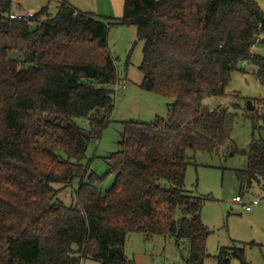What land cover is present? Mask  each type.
Wrapping results in <instances>:
<instances>
[{
	"label": "trees",
	"instance_id": "16d2710c",
	"mask_svg": "<svg viewBox=\"0 0 264 264\" xmlns=\"http://www.w3.org/2000/svg\"><path fill=\"white\" fill-rule=\"evenodd\" d=\"M12 4L0 0V264H134L124 253L134 231L186 244L184 264L208 257L249 264L235 244L207 254L204 197L185 192L184 176L188 148L239 152L246 156L235 169L240 195L264 186V138L234 147L235 112L203 102L225 95L231 72L245 73L244 64L264 85V54L254 49L264 45V9L255 0H123L120 17L101 19L60 0L54 15L43 7L10 19ZM41 14L47 16L38 20ZM112 25L135 26L140 87L170 103L165 118L123 122L118 149L97 175L86 150L114 109ZM249 111L260 117L254 105ZM74 118L87 119L89 128ZM75 180V202L66 204L53 184L62 191Z\"/></svg>",
	"mask_w": 264,
	"mask_h": 264
},
{
	"label": "rangeland",
	"instance_id": "374dc122",
	"mask_svg": "<svg viewBox=\"0 0 264 264\" xmlns=\"http://www.w3.org/2000/svg\"><path fill=\"white\" fill-rule=\"evenodd\" d=\"M13 12H23L32 9L38 12L45 7L49 15L56 14L60 0H12ZM82 12H91L101 19L120 17L123 0H66ZM47 14H41L38 20ZM107 47L115 60L118 84L114 94V109L109 122L102 128L98 137H93L87 145L86 157L90 159V168L97 175H102L108 169L103 158L118 149L125 121L139 120L151 122L156 116H167L170 100L140 87L142 73L139 65L142 61V41L137 39L135 26L112 25L108 30ZM254 48V47H253ZM255 51L264 54V45H256ZM11 55H17L16 52ZM246 72L233 70L225 95L211 96L204 99V104L210 108L227 107L235 112L234 122L229 134V142L238 149H246L252 136L264 138V85L255 76L256 68L246 65ZM252 99L260 117L253 118L247 109V102ZM247 100V102L245 101ZM255 101V102H254ZM239 107L233 110V103ZM73 121L85 129L89 128L88 120L74 118ZM253 125L256 128L253 130ZM189 164L184 176V190L187 194L204 197L200 209L202 222L211 232L205 240L207 254L213 256L221 246L244 248V254L249 264H264V203L255 206L254 213L241 210L238 203L232 202L233 195L239 194V183L235 177V169L242 168L246 156L235 153L194 151L187 149ZM109 177L103 182V187L111 183ZM77 180L71 186L63 187L53 184L59 191L57 196L66 204L75 202L74 189ZM264 194V186L254 185L242 193L243 201ZM208 196V197H207ZM262 206V207H261ZM234 240V241H233ZM253 240V241H251ZM124 253L134 264H184L188 254V246L176 245L174 237H154L146 240L141 232H130L124 243ZM82 264H99L93 259H85ZM203 264H217L216 259L208 257ZM230 264H240L232 258Z\"/></svg>",
	"mask_w": 264,
	"mask_h": 264
},
{
	"label": "built area",
	"instance_id": "2783aa9c",
	"mask_svg": "<svg viewBox=\"0 0 264 264\" xmlns=\"http://www.w3.org/2000/svg\"><path fill=\"white\" fill-rule=\"evenodd\" d=\"M34 14H35L34 10L28 9V10H25L23 12L10 11L8 13V16L10 19H22V18L32 17V16H34ZM119 83H120V81H117V83L115 84V86H114L115 90H116ZM231 200H232V202L240 204L241 207L245 211H250V210H252V208L254 206H257L261 203H264V197H254L251 200L244 202L243 197L240 194L233 195Z\"/></svg>",
	"mask_w": 264,
	"mask_h": 264
},
{
	"label": "crops",
	"instance_id": "0c3cea01",
	"mask_svg": "<svg viewBox=\"0 0 264 264\" xmlns=\"http://www.w3.org/2000/svg\"><path fill=\"white\" fill-rule=\"evenodd\" d=\"M258 4H259V6L262 8V9H264V0H255ZM240 194V193H239ZM259 197H264V194H261V195H259ZM240 205V204H239ZM258 206V205H257ZM240 207H241V205H240ZM255 207V206H254ZM253 207V208H254ZM262 207V206H261ZM252 208V210H250V211H245L242 207H241V210L242 211H244V212H247V213H251V215H252V213H254V209ZM260 211H264V208H260L257 212H260ZM251 241H253V240H251ZM260 244V245H264V240H262V239H259V242H256V244Z\"/></svg>",
	"mask_w": 264,
	"mask_h": 264
},
{
	"label": "water",
	"instance_id": "95a60500",
	"mask_svg": "<svg viewBox=\"0 0 264 264\" xmlns=\"http://www.w3.org/2000/svg\"><path fill=\"white\" fill-rule=\"evenodd\" d=\"M169 105V104H168ZM247 109L248 110H252L253 109V105L251 104L250 101L247 102Z\"/></svg>",
	"mask_w": 264,
	"mask_h": 264
}]
</instances>
